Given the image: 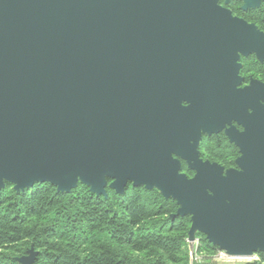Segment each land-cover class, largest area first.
Returning <instances> with one entry per match:
<instances>
[{"label": "water", "instance_id": "water-1", "mask_svg": "<svg viewBox=\"0 0 264 264\" xmlns=\"http://www.w3.org/2000/svg\"><path fill=\"white\" fill-rule=\"evenodd\" d=\"M219 1L0 0V191L81 183L105 197L107 179L118 194L130 182L176 201L227 255L264 253V108L226 133L248 150L241 172L199 159L201 133L246 123L264 98L258 83L236 89L237 51L262 60L264 38Z\"/></svg>", "mask_w": 264, "mask_h": 264}, {"label": "trees", "instance_id": "trees-1", "mask_svg": "<svg viewBox=\"0 0 264 264\" xmlns=\"http://www.w3.org/2000/svg\"><path fill=\"white\" fill-rule=\"evenodd\" d=\"M221 4L233 14H256L264 30V5L244 12L242 0ZM209 141L218 143L204 139L206 151L218 152ZM106 194L98 196L83 184L68 193L49 183L19 192L5 187L0 191V264H14L12 257L27 256L31 249L33 264H191L185 243L191 221L177 216L176 201L142 186L128 185L122 194L106 189ZM197 236V252L213 257L218 248ZM249 264H264V253Z\"/></svg>", "mask_w": 264, "mask_h": 264}, {"label": "flooded vegetation", "instance_id": "flooded-vegetation-1", "mask_svg": "<svg viewBox=\"0 0 264 264\" xmlns=\"http://www.w3.org/2000/svg\"><path fill=\"white\" fill-rule=\"evenodd\" d=\"M246 16V15H245ZM238 20H242L246 24L250 25V22H247L244 16H239ZM262 32V33H261ZM261 33L264 38V30H261ZM238 56V51H237ZM238 78L240 80L239 85L236 87L237 90H241L244 88H248V84L251 82L258 83L260 85H264V59L258 60L256 59L254 54L249 56L239 55L238 59ZM258 71H260L258 73ZM253 86V85H252ZM250 86V87H252ZM259 101L248 104L246 109L248 120L246 123L239 122L238 119H233L229 126L231 131H234L237 134H243L244 132L248 131V126L251 123L253 118V114L257 112V107L262 106L264 108V98L259 97ZM183 105H185L183 103ZM264 117V113L262 117ZM228 125H224V127L208 135L207 133H201L200 142L198 145V152H199V159L203 162H209L213 164H217V166H225L224 163H228L227 156L230 158V166L227 169H231L232 171L241 172L242 169L240 168L239 164L237 163L240 159L245 158V155L248 154V150L242 148L237 141H230L229 137L226 134V129ZM229 129V130H230ZM206 138H211V140H217L218 143L209 141V145L217 147L219 150L218 152H210L206 151L207 147H204L203 141ZM260 138L263 139L264 142V125L263 131L260 134ZM225 159V160H224ZM181 165L185 164V161H180Z\"/></svg>", "mask_w": 264, "mask_h": 264}, {"label": "rangeland", "instance_id": "rangeland-1", "mask_svg": "<svg viewBox=\"0 0 264 264\" xmlns=\"http://www.w3.org/2000/svg\"><path fill=\"white\" fill-rule=\"evenodd\" d=\"M221 1H223V0H220L219 1V5L222 6V7H224L221 4ZM230 1H232V0H230ZM261 5H264V3H260L259 7ZM243 6H244V1L242 0V5L240 6V10L241 11H244V12H247L248 9H244ZM259 7H257V8H259ZM229 11H230L231 17L234 18V19H239V16H241V15L233 14V12H231V10H229ZM244 18L246 19L247 22H250L251 23L250 25L254 26L258 32H261V30L259 29V26L257 25V22H258L259 18L256 16V14H246V16H244ZM251 54H254V53H246L243 50L239 49L238 50V59H239V55L249 56ZM254 55H255L256 59L261 60V59H259L257 57L256 54H254ZM236 63L238 64V62H236ZM259 72L260 71H258V73ZM253 84H254V82H251L250 84H248L247 87H250ZM230 127L231 126L228 125V127H227V129L225 131L226 133L229 131ZM203 163H209V162H203ZM209 164H213V163H209ZM224 164H225V166H222V167L218 165L222 169V171H223L224 174H226V172L232 171L231 169H227V167H229V166H226V165H229L228 163H224ZM215 165H217V164H215ZM180 174L185 175L190 181L193 180L194 175H195L194 174V171L189 168V165H188L187 162H185V164H182L181 165ZM111 183H112V180L111 179H107L106 180L105 193H106V189L114 190V189H112L110 187ZM41 184H43V183H36V185H41ZM77 184H81V183H77ZM128 185H131L132 186V183L128 182L126 184V187ZM7 186H9L11 189L15 190L14 189L15 188V185L14 184L5 182L4 188L7 187ZM125 188H124V190H125ZM27 189H29V188H27ZM15 191L19 192L21 190H15ZM190 221H191V217H190ZM191 226H192V221H191V225H190V228H189V231H188V234H187V239L185 241V243H186V251H187V254H188V257H189V263L195 264V263H200L201 261H207V262L214 263V264H249V263H252V262H255V261L258 260V254H260V252H258V251L252 253V255H249V256H239V257H237V256H229V255H227V253H225L224 251L220 250L217 246L213 245L208 240L207 236L204 233H202L200 230H198L197 228H194V229L191 230ZM197 234L204 235L205 238L207 239V241L209 242V244H211L212 246H215V247L218 248L217 253L214 254L213 257H211L209 255L206 256L204 254L202 255V254H199L197 252L198 251L197 249L200 247V242L198 241ZM31 250H29V252ZM0 252H1V249H0ZM29 252H28V254H29ZM32 252L36 256V252H34L33 250H32ZM5 253H7V251ZM23 257H26V256H22V257L14 256V257H12V261H13L12 263H14V264H22L21 263V259ZM33 262H34V260H33Z\"/></svg>", "mask_w": 264, "mask_h": 264}]
</instances>
